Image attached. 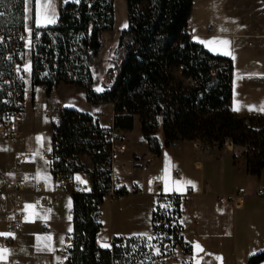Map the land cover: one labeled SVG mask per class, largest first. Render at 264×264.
<instances>
[{"label":"trees","instance_id":"trees-1","mask_svg":"<svg viewBox=\"0 0 264 264\" xmlns=\"http://www.w3.org/2000/svg\"><path fill=\"white\" fill-rule=\"evenodd\" d=\"M125 2L127 25L119 31L100 90L93 86L92 65L104 31L113 28V0L66 1L55 23L32 26L31 84L44 87L47 95L60 84L76 86L84 90L89 104L111 103L112 126L118 130L129 131L137 115L140 135L155 155L172 140L222 142L229 137L233 145L245 146L248 171L258 174L264 166V116L231 110L232 60L192 40V0ZM23 27L24 0H0V31ZM93 118L88 111L64 107L60 126L51 136L54 176L91 175L88 190L71 193L73 248L65 264H131L115 257L118 248L113 241L103 248L94 239L109 180L105 152L93 151L101 144V130L93 128ZM261 261L264 251L249 256L247 264Z\"/></svg>","mask_w":264,"mask_h":264},{"label":"crops","instance_id":"crops-1","mask_svg":"<svg viewBox=\"0 0 264 264\" xmlns=\"http://www.w3.org/2000/svg\"><path fill=\"white\" fill-rule=\"evenodd\" d=\"M31 1L28 9L30 13H34L35 6ZM26 11L24 0V16ZM49 24L51 23L38 26L36 23L32 26ZM188 28L192 40L202 44L207 51L231 58V110L238 115L264 116V111L261 110L264 107V0H192ZM214 38L229 41L227 50L231 55L222 54L223 50L219 45H216L218 50H213L201 42ZM37 87L46 93L44 87ZM60 100L59 96L46 100L44 106L49 102H56L68 107L60 103ZM33 103L32 95L26 104L23 135L27 130H36L34 132L42 135L51 128L43 109L46 124L34 126ZM98 105L101 104L92 105L95 109L84 111L94 115V112L99 111L96 108ZM249 106L253 107L250 109ZM234 107L239 110H233ZM109 111L111 117L100 121L103 126L112 125L113 105ZM132 130L133 120L132 128L127 131L125 152L115 154V159L120 164L115 170L118 175L117 186L123 187L125 195L122 199L108 196L106 200L104 195L99 207L101 226L96 242L100 247L103 244L110 246L115 234L134 238L150 236L156 200L153 193L156 184H160L164 192L183 196L180 220L183 236L191 246L188 264H247L249 256L264 251V194L255 193L259 186H264V166L258 174L248 171L245 146L200 150L195 147L194 140H179L178 147L164 146L155 155L148 150L140 134H131ZM157 136L162 140L161 132ZM51 143L50 138V147L43 148L40 155L43 150L52 147ZM46 144L45 141L42 143ZM0 145L4 146L0 149V171L11 166L16 155L22 154L26 159L32 160V156L25 155L29 152H24V139L15 144L0 142ZM145 157L151 159V164L143 171L139 162ZM43 159L47 163L46 170L22 172L24 226L11 235L8 243H0V248L8 250L7 258L0 260V264H65L62 258L64 239L72 231L73 190L70 182L74 180L90 185L91 175L88 172H75L66 176L69 183L61 187L56 183L49 161ZM26 166L27 162L23 163V168ZM36 182L43 183L41 190L35 189ZM134 182L141 184V191H130ZM241 186L245 189L241 202L230 205L227 197ZM44 192L49 197H56L59 205L44 208L41 204ZM219 197H223V200H219ZM26 205L34 207L26 208ZM11 211L12 206L8 200L0 201V233H5L4 219ZM42 227H46L47 231L43 232ZM46 236H51L48 242L51 250L44 248L37 240V237ZM196 244L203 251L196 250ZM259 264H264V261Z\"/></svg>","mask_w":264,"mask_h":264},{"label":"built area","instance_id":"built-area-1","mask_svg":"<svg viewBox=\"0 0 264 264\" xmlns=\"http://www.w3.org/2000/svg\"><path fill=\"white\" fill-rule=\"evenodd\" d=\"M31 39L25 29H19L12 33L0 31V142L15 144L23 141V124L26 121V104L34 93L31 84ZM27 67V70H25ZM44 115L50 122L51 132H55L60 126L61 117L64 113V106L56 102H49L43 108ZM93 128L101 130V144L93 149L94 153L105 152L107 162L104 168L108 172V186L105 196L122 199L123 192L116 190L118 175L116 169L120 164L115 159V154L124 153L128 139L126 131L118 130L111 126L101 125V115L93 116ZM58 140L61 139L59 136ZM56 139V141H57ZM195 147L200 150L209 148H220L233 146L231 138L226 137L219 141L194 140ZM52 144V143H51ZM168 145L178 147V140H172ZM249 151H255L254 146L247 147ZM41 156L47 159L52 170L54 169L55 156L52 147L41 152ZM25 156L16 155L14 162L5 170L0 171V201L8 200L11 203L12 211L4 219V232L15 233L22 230L24 226V191H23V160ZM151 164L150 158H142L139 162L141 170L146 171ZM176 172V170H175ZM55 180L58 186H65L69 182L66 176L57 174ZM72 190L85 191L89 189L88 184L74 181L71 182ZM35 189L43 188L42 182L34 184ZM141 184L134 182L131 192L141 191ZM256 194H264V186H259ZM155 204L153 208V226L150 236L129 237L124 234H115L111 238L112 245L118 248L116 258L122 257L131 264H188L190 260L191 246L184 238L181 214L183 196L174 192H164L160 184H156L154 193ZM245 195L244 187H238L234 193L227 197L230 205H237ZM223 200V197H219ZM41 204L49 209L57 207L59 200L56 197H49L46 192L42 194ZM46 232L47 228L42 227ZM151 237V239H149ZM98 238V232L94 239ZM11 236L0 235V243H8ZM62 258L64 263L69 258L70 250L73 248L69 235L65 236ZM110 242V243H111ZM111 245V244H110ZM43 264V263H39Z\"/></svg>","mask_w":264,"mask_h":264},{"label":"rangeland","instance_id":"rangeland-1","mask_svg":"<svg viewBox=\"0 0 264 264\" xmlns=\"http://www.w3.org/2000/svg\"><path fill=\"white\" fill-rule=\"evenodd\" d=\"M66 1H74V0H51V7L48 11V15L56 20L58 15L59 7L65 3ZM27 11L24 16V27L28 34L30 35V31L33 24H36V15H37V7L35 4V0L31 1V4L35 6V11L30 13L28 6L30 4V0H25ZM113 17H114V24L113 28L111 30H106L103 33V43L102 47L98 53V55L95 57L93 65H92V72L94 75V88L95 89H101L102 86L105 84V69L109 63V58L112 55L113 49L117 43V38L119 31L124 28L127 25V15H126V2L125 0H113ZM52 24V23H51ZM59 96L62 100H60V103H63L67 105L68 107L76 108V109H95L91 104H89L85 100V94L84 90L80 87L76 86H70L67 84H60L57 87H54L50 93L47 95L44 93L41 88L35 86L34 87V103H33V121L34 126H40L46 124V119L44 118V115L42 113V109L44 107V102L49 99L55 98ZM112 104L106 103L98 105L99 111L94 112L96 114L101 115L102 121L108 120L110 116L109 108ZM109 107V108H108ZM94 114V115H96ZM93 115V116H94ZM48 124V123H47ZM140 123L138 120V116L135 115L133 117V130L131 134L133 136H136L140 134L139 132ZM51 128L49 130L47 129L45 132L42 133V135L38 132L34 131H26L23 135V139L26 143V150L24 152L26 156H32V160H29L28 158H24L23 163L27 162V166L23 168V170H46L47 163L46 161L41 157L40 151L43 148H49L50 147V132ZM141 136V135H140ZM40 138L38 141L37 138ZM47 142L46 145H42L43 142ZM127 143V141H126ZM4 148V146L0 145V149ZM6 149V147H5ZM30 154V155H29ZM44 160V161H43ZM32 161V162H31ZM108 196H105V200Z\"/></svg>","mask_w":264,"mask_h":264},{"label":"snow or ice","instance_id":"snow-or-ice-1","mask_svg":"<svg viewBox=\"0 0 264 264\" xmlns=\"http://www.w3.org/2000/svg\"><path fill=\"white\" fill-rule=\"evenodd\" d=\"M35 4L37 7L36 23L38 26L42 24L55 23V20L47 14L51 7V0H35ZM201 42L205 43L207 46L210 47V49H213V50H218L216 49V45H219L221 46L223 50L222 54L231 55V53L227 50V45L229 44V41L227 40H217L214 38L213 40H210V41H201ZM25 70H27V67ZM97 90H100V89H97ZM249 107L251 109L253 106H249ZM233 110H239V109L238 107H234ZM261 110L264 111V107H262ZM37 140L39 141L40 138L38 137ZM165 181H166V187H167V177H165ZM175 183L179 184L180 182H175ZM33 207L34 206L32 205H26V208H33ZM0 235L11 236L13 234L12 233H0ZM138 235L146 236V234H138ZM149 239H151V237H149ZM37 240L42 243L44 248L51 250L50 244L48 243L51 240V236H46L43 238L37 237ZM102 246L109 247V245L107 244H103ZM195 249L198 251H203V249L200 247L199 244L195 245ZM7 253H8L7 249L0 248V260L6 259Z\"/></svg>","mask_w":264,"mask_h":264}]
</instances>
